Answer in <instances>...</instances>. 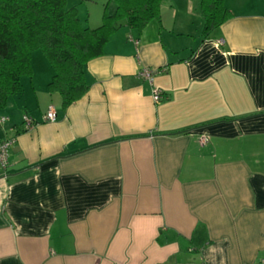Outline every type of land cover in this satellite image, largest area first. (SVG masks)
<instances>
[{"label": "crops", "instance_id": "obj_1", "mask_svg": "<svg viewBox=\"0 0 264 264\" xmlns=\"http://www.w3.org/2000/svg\"><path fill=\"white\" fill-rule=\"evenodd\" d=\"M72 1L88 24L106 0ZM223 3L230 16L206 38L200 0H162L140 32L121 25L66 108L32 52L0 108V140L14 139L0 264H264V0Z\"/></svg>", "mask_w": 264, "mask_h": 264}, {"label": "trees", "instance_id": "obj_2", "mask_svg": "<svg viewBox=\"0 0 264 264\" xmlns=\"http://www.w3.org/2000/svg\"><path fill=\"white\" fill-rule=\"evenodd\" d=\"M161 1L106 0L100 25L90 28L68 0H0V108L20 92V77L32 74L35 50L52 68L48 88L66 108L87 91V62L104 53L121 25L140 32L159 20ZM200 14L204 38L230 16L223 0H200Z\"/></svg>", "mask_w": 264, "mask_h": 264}, {"label": "built area", "instance_id": "obj_3", "mask_svg": "<svg viewBox=\"0 0 264 264\" xmlns=\"http://www.w3.org/2000/svg\"><path fill=\"white\" fill-rule=\"evenodd\" d=\"M155 72L156 71L154 69L148 67H141L137 72V76L148 81L151 84ZM165 97L166 96L158 88L152 87V98L155 102H159L165 99ZM55 119H56V112L52 106H49L44 115V120L54 121ZM3 120L4 118L1 117L0 121ZM22 120H23L24 129L27 130L33 126V121L31 117L28 116L27 114H23ZM207 141H208V136L202 135L199 137V142L201 144L206 143ZM13 143H14L13 138L0 140V168L2 169L3 173L6 171V168L8 166L9 150Z\"/></svg>", "mask_w": 264, "mask_h": 264}, {"label": "rangeland", "instance_id": "obj_4", "mask_svg": "<svg viewBox=\"0 0 264 264\" xmlns=\"http://www.w3.org/2000/svg\"><path fill=\"white\" fill-rule=\"evenodd\" d=\"M72 2H75V1H72ZM88 6L91 8L92 11H95L96 9H97L96 12H98V13H99V11H102V7L100 6L99 3H98V5L91 4V5H88ZM79 10H80V14H84V12L86 13L87 12V3H85L84 5H82ZM82 17H84V16H82ZM91 19H92V17H91ZM100 23H101V18H99V20L96 21V22H94L93 19H92L86 25H88L90 28H95L98 25H100ZM38 52L40 53L41 51L38 50ZM34 63H35V61H34Z\"/></svg>", "mask_w": 264, "mask_h": 264}]
</instances>
